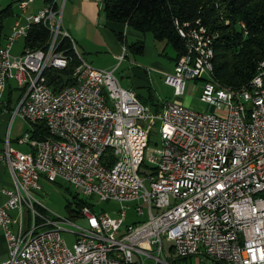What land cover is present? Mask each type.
I'll return each mask as SVG.
<instances>
[{"label": "built area", "instance_id": "1", "mask_svg": "<svg viewBox=\"0 0 264 264\" xmlns=\"http://www.w3.org/2000/svg\"><path fill=\"white\" fill-rule=\"evenodd\" d=\"M36 1L43 7L33 12ZM12 2L19 13L0 48V104L10 83L25 89L12 122L42 123L49 139L24 134L31 147L24 153L8 133L0 148L11 179L1 190L0 228L9 245L2 264H174L197 256L198 264H264V65L241 89L215 84L217 34L199 21L175 19L186 56L164 82L181 98L188 81H201L200 101L214 111L177 101L154 111L116 75L126 45L114 69H97L64 26L67 0ZM38 25L49 32L45 46L25 44L14 56V46ZM66 40L79 62L75 84L55 92L46 72L74 62ZM152 134L159 149L149 146ZM43 178L122 207L117 217L89 205L78 221L58 216L36 197ZM130 206L146 219L128 223ZM63 233L73 237L71 246Z\"/></svg>", "mask_w": 264, "mask_h": 264}, {"label": "trees", "instance_id": "2", "mask_svg": "<svg viewBox=\"0 0 264 264\" xmlns=\"http://www.w3.org/2000/svg\"><path fill=\"white\" fill-rule=\"evenodd\" d=\"M12 6L13 3L0 10V48L7 36L3 33L4 22L14 15ZM103 11L110 22L127 25L143 35L151 34L156 42L171 46L176 53L173 59L175 65L186 56L185 44L177 33L175 19L181 24L199 21L217 34L216 41H212L215 54L212 79L223 87L241 89L248 85L257 72L259 62L264 59V0H104ZM117 37L128 49L123 33H118ZM48 38L49 32L38 25L32 29L25 44L40 49ZM63 45L67 54L75 56L69 40ZM131 49L143 52L144 44L137 42ZM78 64L75 56L67 69L48 70V85L55 92L74 85L73 75ZM11 85L15 84L10 83L8 87ZM17 89L16 86L14 90ZM24 94L25 89H22L20 101ZM31 125L29 132L34 139L43 140L49 136L44 124ZM103 163L108 166L107 161ZM84 205L92 207L75 197L67 205L68 217L73 221L80 220Z\"/></svg>", "mask_w": 264, "mask_h": 264}, {"label": "rangeland", "instance_id": "3", "mask_svg": "<svg viewBox=\"0 0 264 264\" xmlns=\"http://www.w3.org/2000/svg\"><path fill=\"white\" fill-rule=\"evenodd\" d=\"M8 1V0H7ZM10 1V0H9ZM7 4V3H6ZM5 4V5H6ZM40 3H36L34 6H39ZM7 7V5H6ZM14 14L18 13L19 10L16 5L13 4ZM14 21V16H10L4 22V34H8L10 27ZM124 28L120 26L118 23H113L107 21L105 24L104 30V39L109 45H115L117 48L122 50L123 45L115 35V31ZM137 42H143L144 44V51L140 52L136 49H131L133 44ZM127 45L128 49L126 51L124 60L117 66L116 75L120 79L121 84L126 87L129 84L139 85L142 84V87L145 88H138L137 92L141 95H146L147 89L146 87H152L153 94L155 97L159 98L160 100L175 102L177 98L174 97V89L164 82V77L162 76V71H169L172 73L174 72L175 62L173 59L176 57V53L171 46H167L165 43H158L153 38L151 34L142 35L135 31L134 29L128 30L127 36ZM25 47V41L21 40L17 43L13 50L12 54L14 56H21ZM127 47V46H126ZM103 50V49H102ZM93 61V66L97 69L101 70H112L114 69L111 66V57L109 54L105 52V50L95 55V58L91 59ZM112 68V69H111ZM150 70V71H149ZM152 70V71H151ZM158 70H162L160 73ZM147 72L148 77H146L145 73ZM202 82L198 81H188L186 91L184 96L180 99L183 101L184 105L195 109L200 112H213L214 107L208 104L202 103L200 101V86ZM20 119L16 120V124L14 129L17 128V124H19ZM23 123V120L21 121ZM25 129L29 128L30 125L28 122L24 121ZM23 123V124H24ZM25 133L23 130L22 134ZM24 135V134H23ZM13 147H17L18 150L27 151L28 148L25 145H18L17 142L12 143ZM149 146L152 149H159L161 147V139L159 136L152 134L150 137ZM2 163V162H0ZM3 164V163H2ZM7 174V173H6ZM5 174V175H6ZM8 179H10V174L8 172ZM42 190L36 194L38 200L51 212L54 214L61 216V217H68L67 212V205L74 201V198L77 197L78 201H85L92 205L93 210L99 213H108L112 217H117L120 208L122 207L117 202L107 201V202H100L96 197L93 198H86L81 193H79L72 185L69 183L58 180L57 183H51L46 179L41 180ZM74 208L76 205H73ZM128 206V205H127ZM131 208L128 209V223L133 222H142L146 219V217H140L137 215L135 207L130 206ZM80 224H84V222H78ZM71 229H73L71 227ZM62 237L69 242V245H72L73 237L63 233ZM172 244L165 242V248L169 251V248ZM201 260L200 257H194L187 262L185 261H178L174 262V264H198Z\"/></svg>", "mask_w": 264, "mask_h": 264}, {"label": "crops", "instance_id": "4", "mask_svg": "<svg viewBox=\"0 0 264 264\" xmlns=\"http://www.w3.org/2000/svg\"><path fill=\"white\" fill-rule=\"evenodd\" d=\"M59 1L61 2L62 0ZM12 3V0H0V10L6 8V5L9 6ZM36 3H40V5L34 6L36 5ZM34 5L32 6L33 12H36L38 9L43 7V3L41 1H36ZM103 6L104 0H67L63 14V21L65 28L68 30L73 40L75 41L79 52L87 62L93 65V61H91V59L95 58V55L97 56L98 53L105 50V52L110 55L112 63L111 66H113L114 68L118 63L116 57L122 53V50H120V48H117L115 45H109L104 39L105 24H107V21L109 20L107 19L106 14L103 11ZM16 14H14L13 16H15ZM120 26H122L124 30H122V28L120 27L118 32L115 31L114 33L116 37L118 33H123L127 41L128 30L132 28L124 24H120ZM138 33L142 34L141 32ZM161 71L162 70H158L159 73ZM144 73L146 77H148L147 72ZM169 73L171 72L162 71V76L165 78V76ZM142 86V84H129L125 88L135 91L139 101L144 105L151 107L154 111L161 110L165 103L170 102L168 100H160L158 97L156 98L153 94L152 87H146V95H141L139 92H137V89L145 88ZM15 88V85H11L7 88L0 104V148H3L4 139L7 138V135L9 133L11 145L13 142H17L18 145H25L28 150L22 151L19 149V151L29 153L31 152V147L28 144L23 143L22 138L24 136L23 134L28 133L29 130L32 129V125L29 123L30 127L25 129L24 127L26 123H24L23 120V124L21 122L22 119L19 118L20 122L19 124H17V128L14 129L18 117H16L12 122V113L20 103L21 96V90L19 88L17 90H14ZM176 101L180 103L183 102L180 98H177ZM23 130L25 131V133L22 134ZM14 148L18 150L17 147ZM5 174L8 175L7 165L5 163H0V206H2L6 201V197L1 193L2 188H4L5 186H11V180H9L8 176H6ZM8 258L9 245L5 238L3 230L0 228V264L7 261Z\"/></svg>", "mask_w": 264, "mask_h": 264}, {"label": "bare ground", "instance_id": "5", "mask_svg": "<svg viewBox=\"0 0 264 264\" xmlns=\"http://www.w3.org/2000/svg\"><path fill=\"white\" fill-rule=\"evenodd\" d=\"M243 27H244V25H243ZM211 51L214 54V50L212 48V42H211ZM263 65H264V59L259 62L257 72L259 71V67H262ZM211 70H214L213 63H211ZM213 74H214V71H212V78H213ZM26 122H28L30 124H35L33 120H26ZM46 139H49V136Z\"/></svg>", "mask_w": 264, "mask_h": 264}]
</instances>
